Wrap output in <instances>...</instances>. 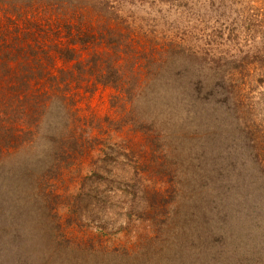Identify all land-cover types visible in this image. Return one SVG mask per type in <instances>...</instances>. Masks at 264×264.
<instances>
[{"label": "rangeland", "instance_id": "rangeland-1", "mask_svg": "<svg viewBox=\"0 0 264 264\" xmlns=\"http://www.w3.org/2000/svg\"><path fill=\"white\" fill-rule=\"evenodd\" d=\"M90 1H105L106 10L121 12L134 26L132 37L163 52V58L167 52L183 55L184 66L177 69L172 65L168 72L172 77L176 72L178 77L185 76L191 91L189 96L174 97L177 100L150 103L147 96L142 97L144 91L138 93L134 87L148 77L150 80L156 69L147 76L145 68L136 69L132 94L122 95L114 86L93 83L86 74L72 79V63L59 60L56 66L39 69L48 63L47 54L37 56L40 63L29 70L36 79H23L16 63L11 64V74L20 81L5 79L0 85L2 123L10 116L8 100L19 103L27 94L26 99L46 105L63 140H77V145L68 147L76 148L69 151L70 163L51 178L61 200L54 232L75 249L77 254L71 260L83 255L72 264H101L92 253L94 248L102 254L107 248L123 247L130 253L123 262L129 264H209L208 258L215 252L234 255L240 263L244 258L248 264L253 255L260 254L261 262L253 264H264L262 231L248 233L255 237L249 248L252 255L239 251L236 243L231 252L227 250L223 232L245 234L249 226L241 219L227 220L228 216L245 218L252 210L256 215L264 212L256 210V195L247 202L240 195L242 189L237 190L240 194L234 191L230 195L222 171L235 163L230 158L234 146L253 144L246 140L247 132L252 131L258 141L264 136V59L252 62L247 57L264 56V0ZM3 23L13 32L14 24L6 18ZM80 51L81 57L91 55V50ZM144 63L142 59L137 64ZM206 76L220 79L225 88L196 94V80ZM235 96L243 122L249 124L244 131L235 124L233 130L227 129V123L233 121L230 115L236 116V106L231 104L236 103ZM182 105L186 110L204 108L190 112V120L183 122L178 111ZM213 114L222 115L213 118ZM141 117L143 129L137 128ZM149 118L156 120L149 124ZM155 124L160 127L154 128ZM19 151L17 159L23 162L32 150L23 146ZM240 154L247 156L243 149ZM252 172L247 168L244 174ZM253 178H258L255 172ZM232 198L240 206L235 212L225 207L228 202L224 199ZM46 239L32 240L27 256L38 252ZM60 256L65 259L70 253Z\"/></svg>", "mask_w": 264, "mask_h": 264}, {"label": "trees", "instance_id": "trees-1", "mask_svg": "<svg viewBox=\"0 0 264 264\" xmlns=\"http://www.w3.org/2000/svg\"><path fill=\"white\" fill-rule=\"evenodd\" d=\"M104 2L0 0V30L5 32L0 35V85L5 79L20 81L15 73L11 74L12 63H16L18 70L23 72V79L27 76H31L29 79L34 78L29 70L33 68V64L40 63L36 57L47 54L48 63L43 64L39 69H46L50 65L56 66L59 60L72 63L74 67L70 74L72 79H80L81 75L86 74L93 83L114 86L122 95L132 94V80L136 79V69L140 71L141 68H145L143 73L146 76L153 69L157 71L150 80L148 77L137 84L134 90L138 93L144 91L142 97L147 96L148 102L160 100L168 102L177 100L180 95L189 96L190 81L183 75L178 77V72L173 77L168 72L172 65L177 69L183 67L186 63L183 60L185 57L167 52L168 56L165 59L163 52H159L154 47H147V43L141 38L135 40L131 35L134 26L129 24L130 22L121 12L106 10ZM5 18L14 24L13 32L8 24L3 23ZM81 48L91 50V55L87 58L81 57ZM247 57L252 62L264 59L263 55L258 54ZM142 59L145 63L143 66L138 65L137 63L140 64ZM170 62L171 65H168ZM199 74L203 76V70ZM197 80L194 91L198 95L205 89L225 88L224 82L220 79L216 81L206 76ZM25 96L20 98L19 103L8 100L6 110L10 116L5 118L6 124L2 123L4 116L0 117V264H72L73 261L83 258V255L71 260L77 254L75 249L71 248V245H66L64 238L54 232L55 228H58V226L53 227V224L61 200L60 195L53 190L54 183L51 182V178L57 177L63 165L70 163L69 151L72 152L76 148L68 147L77 145V140L75 138L72 142L63 140V135L59 132L56 122L51 120L46 105L40 104L39 100L26 99L27 94ZM235 100L236 103L231 101V104L236 106V116L230 115L233 121L227 123V129L233 130L236 125L240 131L243 127L244 131L249 128V124L243 122L240 114L242 109L238 105L236 96ZM242 104L245 105L244 102ZM181 108L178 110L179 116L184 117L182 119L184 122L190 120V112H201L200 108L204 106L186 110L182 105ZM232 110L234 111L233 107ZM221 115L213 114L212 117H221ZM250 115L249 111L248 115L246 114L248 119ZM152 120L156 119L149 118L147 121L149 123ZM142 123L141 117L137 128L143 129ZM159 127V124L154 125V128ZM246 134H249L248 139L245 135L246 140L254 142L253 144L249 142L248 146L243 148L238 145V148L234 146L231 149L234 156L230 153V158L235 163L222 169L226 172L225 188L228 183L230 195L234 191L239 193L237 190L242 189V193L239 194L246 202L256 195V210L264 212V136L258 141L253 138L252 131ZM26 139L28 142L24 143ZM23 146H29L32 151L25 161L19 162L17 152H21L19 150ZM81 147H78L80 153L83 151ZM237 149L240 153L242 149L246 151L247 156L238 154ZM232 167L237 169V172L231 170ZM247 168L253 169L251 174L248 173L249 175L244 174ZM254 172L258 178H253ZM225 198L229 199V196ZM226 199L224 200L228 203L225 207L229 211L235 212L240 208L236 198ZM249 207L251 208L250 205ZM252 213L245 218L239 217V214L228 216L227 220L241 219L245 225H249L245 227V234L223 232L228 252L232 251L233 243H236L239 251H247L252 255L253 251L249 248L254 244L255 237L248 233L253 230L262 231L261 235L264 237V213L256 215L253 210ZM36 238L46 240L42 242L38 252L35 251L31 257H28L29 244ZM262 243L264 246V240ZM69 253L68 258L63 259L60 256ZM92 253L95 254V259H101L99 261L101 264H129L123 262L130 257V253L124 247L122 250L107 248L102 254L94 248ZM261 259L260 254L253 255L251 264L259 263ZM237 260L234 255L218 252L208 258L209 264H248L244 258L242 263L241 260Z\"/></svg>", "mask_w": 264, "mask_h": 264}]
</instances>
